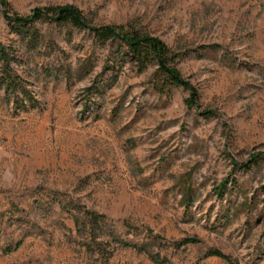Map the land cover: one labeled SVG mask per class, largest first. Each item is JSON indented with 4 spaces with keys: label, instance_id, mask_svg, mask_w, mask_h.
<instances>
[{
    "label": "rangeland",
    "instance_id": "obj_1",
    "mask_svg": "<svg viewBox=\"0 0 264 264\" xmlns=\"http://www.w3.org/2000/svg\"><path fill=\"white\" fill-rule=\"evenodd\" d=\"M8 2L21 13L73 2L94 23L157 34L200 98L190 107L182 85L157 89L155 63L139 71L86 28L44 18L30 45L0 4V39L38 100L24 108L0 86V264H264V159L240 165L264 153V0ZM60 200L107 215L105 249L87 248L83 210Z\"/></svg>",
    "mask_w": 264,
    "mask_h": 264
},
{
    "label": "trees",
    "instance_id": "obj_2",
    "mask_svg": "<svg viewBox=\"0 0 264 264\" xmlns=\"http://www.w3.org/2000/svg\"><path fill=\"white\" fill-rule=\"evenodd\" d=\"M0 4L4 7V17L8 21L12 30L20 34L24 38H28L30 45L36 46L40 39V31L36 22L51 18L59 24H72L75 27L86 28L93 32L96 39L100 42L114 41L116 42V51L120 58L131 57L135 61V65L139 71H144L152 63L156 64L155 74L157 78L154 86L159 90H170L174 85H182L189 90L186 98L187 105L198 106L200 93L197 87L186 79L175 61L181 54L179 50L173 48L164 38L152 32L142 30L129 23H113L102 22L94 23L84 12V10L73 2L53 3L34 7L30 13H21L14 10L8 0H0ZM210 46H220L218 43ZM20 53L18 50L5 43L0 39V86H2L9 99L20 102L24 108L35 106L38 102L32 90L27 86L25 79L15 67L20 61ZM207 117L216 113L214 109H204L200 111ZM264 159L263 152H256L250 158L242 163L244 168H252L253 165ZM236 164H239L236 162ZM225 182L219 185L221 190ZM222 192V190H221ZM63 207L73 211V208L83 210V215L73 212L75 225L79 231L83 229L87 231L90 240L86 243L89 250H103L105 241L103 239V228L107 215L94 209L86 208L78 203H63ZM114 240L123 246H131L137 250L148 251L145 244L125 239L119 236L114 230L112 231ZM154 236H160L154 234ZM200 239L196 236H186L181 242H197ZM23 239L18 240L14 245H8L5 250L12 251L18 248ZM150 256L156 261H163V257L159 253L148 251ZM206 255H218L231 261L229 254L219 248H210Z\"/></svg>",
    "mask_w": 264,
    "mask_h": 264
}]
</instances>
